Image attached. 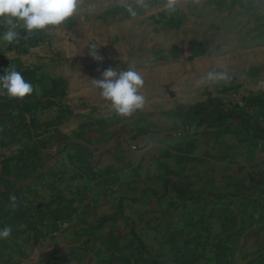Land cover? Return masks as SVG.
I'll return each instance as SVG.
<instances>
[{
  "label": "rangeland",
  "instance_id": "1",
  "mask_svg": "<svg viewBox=\"0 0 264 264\" xmlns=\"http://www.w3.org/2000/svg\"><path fill=\"white\" fill-rule=\"evenodd\" d=\"M147 2L133 18L136 0H81L60 26L17 27L19 47L34 37L57 63L144 77L142 110L97 112L115 136L64 206L106 220L74 238L107 264H264V0H178L171 14ZM209 71L231 79L199 84Z\"/></svg>",
  "mask_w": 264,
  "mask_h": 264
},
{
  "label": "crops",
  "instance_id": "2",
  "mask_svg": "<svg viewBox=\"0 0 264 264\" xmlns=\"http://www.w3.org/2000/svg\"><path fill=\"white\" fill-rule=\"evenodd\" d=\"M24 45L0 41V75L14 66L38 90L0 104V227L12 228L0 241V264H107L98 254L84 257L85 246L74 238L101 214L87 206L69 213L64 206L79 178H90L89 162L95 172L103 169L109 150L104 138L115 136L97 119L107 101L92 84L107 67L80 71L68 60H51L34 37ZM61 54L68 58L69 52ZM62 219L70 225H61Z\"/></svg>",
  "mask_w": 264,
  "mask_h": 264
},
{
  "label": "clouds",
  "instance_id": "3",
  "mask_svg": "<svg viewBox=\"0 0 264 264\" xmlns=\"http://www.w3.org/2000/svg\"><path fill=\"white\" fill-rule=\"evenodd\" d=\"M131 17L138 15L137 9H147V0H136L133 6H125ZM171 14L178 10V0H167L164 5ZM81 10V0H0V27L6 30L0 32V41L8 44L19 43L21 33L17 30L20 26L25 33L37 34L51 27H57L65 21L74 19ZM89 55L97 62H103V57L98 54V45L87 44ZM100 80L92 81L100 96L111 104L115 112L123 117H131L135 112L142 110L145 97L141 94L144 87V77L139 71L114 70L109 67L102 72ZM227 71H209L199 84L209 81H229ZM38 91L30 81H27L15 67L3 69L0 75V94L9 98L23 99ZM9 205L16 207V197L9 196ZM12 228L0 227V241L10 238Z\"/></svg>",
  "mask_w": 264,
  "mask_h": 264
},
{
  "label": "built area",
  "instance_id": "4",
  "mask_svg": "<svg viewBox=\"0 0 264 264\" xmlns=\"http://www.w3.org/2000/svg\"><path fill=\"white\" fill-rule=\"evenodd\" d=\"M10 98L7 97L6 95L0 94V104L1 103H5L6 101H8Z\"/></svg>",
  "mask_w": 264,
  "mask_h": 264
},
{
  "label": "trees",
  "instance_id": "5",
  "mask_svg": "<svg viewBox=\"0 0 264 264\" xmlns=\"http://www.w3.org/2000/svg\"><path fill=\"white\" fill-rule=\"evenodd\" d=\"M106 220V218L100 219L99 222L97 223V227L99 228L101 224Z\"/></svg>",
  "mask_w": 264,
  "mask_h": 264
}]
</instances>
